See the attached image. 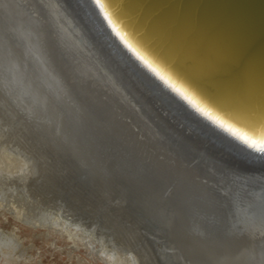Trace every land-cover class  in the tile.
<instances>
[{
    "label": "rangeland",
    "instance_id": "obj_1",
    "mask_svg": "<svg viewBox=\"0 0 264 264\" xmlns=\"http://www.w3.org/2000/svg\"><path fill=\"white\" fill-rule=\"evenodd\" d=\"M50 34L41 0H0V264H197L190 241L216 242L155 229L124 185L180 158L125 89L127 104L72 75ZM247 240L219 243L264 246Z\"/></svg>",
    "mask_w": 264,
    "mask_h": 264
},
{
    "label": "water",
    "instance_id": "obj_2",
    "mask_svg": "<svg viewBox=\"0 0 264 264\" xmlns=\"http://www.w3.org/2000/svg\"><path fill=\"white\" fill-rule=\"evenodd\" d=\"M41 2L55 53L69 66L72 75L93 80L127 104L125 89L131 102L134 101L158 129L154 130L156 138L165 144L170 154L180 158L178 165L185 167L186 172H177L159 164L164 170L162 175L146 167L136 171L133 178L140 181V187L124 182L133 199V211L144 215L148 222L154 218L157 230L179 231L178 241L190 238L188 235L194 232L215 241V244L190 243L187 239L191 249L187 257L197 264H257L247 257L254 249L228 254L225 244L219 241L236 242L248 232V227L241 223L248 224L256 217L258 208L264 207L260 195L252 194L258 187L256 176L261 171L246 169L243 165L257 160L255 155L264 154V144L247 145L234 140L163 90L148 73L136 71L126 57L112 47L110 38L104 34V26H99L79 0ZM54 6L57 7L55 15ZM67 15L72 22L66 21ZM224 145L254 156L239 150L235 153ZM167 196L170 201L165 199ZM255 202L259 205H254Z\"/></svg>",
    "mask_w": 264,
    "mask_h": 264
},
{
    "label": "bare ground",
    "instance_id": "obj_3",
    "mask_svg": "<svg viewBox=\"0 0 264 264\" xmlns=\"http://www.w3.org/2000/svg\"><path fill=\"white\" fill-rule=\"evenodd\" d=\"M79 1L136 71L234 140L264 144V0ZM254 157L243 165L261 171L252 194L264 206V154ZM258 209L241 223L249 245H264V207ZM258 252L250 255L264 264V246Z\"/></svg>",
    "mask_w": 264,
    "mask_h": 264
},
{
    "label": "snow or ice",
    "instance_id": "obj_4",
    "mask_svg": "<svg viewBox=\"0 0 264 264\" xmlns=\"http://www.w3.org/2000/svg\"><path fill=\"white\" fill-rule=\"evenodd\" d=\"M177 91H179V90L177 89Z\"/></svg>",
    "mask_w": 264,
    "mask_h": 264
}]
</instances>
